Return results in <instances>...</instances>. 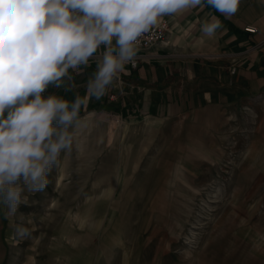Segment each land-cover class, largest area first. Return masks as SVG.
<instances>
[{"label":"rangeland","instance_id":"1","mask_svg":"<svg viewBox=\"0 0 264 264\" xmlns=\"http://www.w3.org/2000/svg\"><path fill=\"white\" fill-rule=\"evenodd\" d=\"M214 119L79 115L4 264H264V96Z\"/></svg>","mask_w":264,"mask_h":264},{"label":"clouds","instance_id":"2","mask_svg":"<svg viewBox=\"0 0 264 264\" xmlns=\"http://www.w3.org/2000/svg\"><path fill=\"white\" fill-rule=\"evenodd\" d=\"M238 5L239 0H0V205L6 215L17 213L26 192L48 184L61 153L72 147L70 129L77 126L81 97L44 98L49 84L71 80L69 69L79 74L99 52L87 92L100 99L136 56L138 38L161 17L205 6L227 17ZM220 26L213 17L202 31L211 37ZM17 232L28 235L22 225Z\"/></svg>","mask_w":264,"mask_h":264},{"label":"crops","instance_id":"3","mask_svg":"<svg viewBox=\"0 0 264 264\" xmlns=\"http://www.w3.org/2000/svg\"><path fill=\"white\" fill-rule=\"evenodd\" d=\"M166 17L167 41L137 51L145 57L136 68L128 62L102 98L87 92L99 52L90 57L88 66H81L79 74L69 69L71 80L63 77V84H49L45 92L70 102L79 95V115L109 108L129 118L170 120L195 114L207 122L216 115H232L240 105L264 96V0H239L237 11L227 17L210 6ZM213 17L221 26L209 37L202 28ZM247 25L256 26L257 32H247ZM6 210L0 205V264L11 249Z\"/></svg>","mask_w":264,"mask_h":264},{"label":"built area","instance_id":"4","mask_svg":"<svg viewBox=\"0 0 264 264\" xmlns=\"http://www.w3.org/2000/svg\"><path fill=\"white\" fill-rule=\"evenodd\" d=\"M247 32L256 33L257 27L247 25L244 28ZM168 36V27L165 21L159 20L158 23L152 26L148 32L143 33L136 42L138 52H146L153 48L155 45L166 42ZM145 57L143 54H136L134 59L130 61L133 68H136L140 61ZM43 94V93H42Z\"/></svg>","mask_w":264,"mask_h":264},{"label":"trees","instance_id":"5","mask_svg":"<svg viewBox=\"0 0 264 264\" xmlns=\"http://www.w3.org/2000/svg\"><path fill=\"white\" fill-rule=\"evenodd\" d=\"M42 97L47 98V97H48V92H44V93L42 94Z\"/></svg>","mask_w":264,"mask_h":264},{"label":"bare ground","instance_id":"6","mask_svg":"<svg viewBox=\"0 0 264 264\" xmlns=\"http://www.w3.org/2000/svg\"><path fill=\"white\" fill-rule=\"evenodd\" d=\"M101 117V116H100ZM105 117V116H104ZM116 120V119H115Z\"/></svg>","mask_w":264,"mask_h":264}]
</instances>
